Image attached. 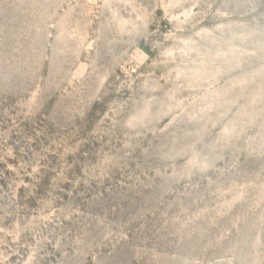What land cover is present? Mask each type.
Wrapping results in <instances>:
<instances>
[{"label": "rangeland", "instance_id": "rangeland-1", "mask_svg": "<svg viewBox=\"0 0 264 264\" xmlns=\"http://www.w3.org/2000/svg\"><path fill=\"white\" fill-rule=\"evenodd\" d=\"M0 264H264V0H0Z\"/></svg>", "mask_w": 264, "mask_h": 264}]
</instances>
